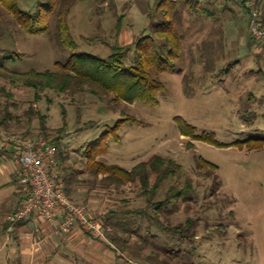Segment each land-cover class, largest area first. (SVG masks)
I'll use <instances>...</instances> for the list:
<instances>
[{
  "label": "rangeland",
  "instance_id": "374dc122",
  "mask_svg": "<svg viewBox=\"0 0 264 264\" xmlns=\"http://www.w3.org/2000/svg\"><path fill=\"white\" fill-rule=\"evenodd\" d=\"M45 1L18 0V4L21 10L28 12ZM115 1L114 7L112 0H61L70 5L67 20L79 52L102 57L110 55L117 42L116 24L123 15L126 16L123 30L128 29L126 33L131 36L128 35V40L125 33L122 39L119 36L120 45L132 44L147 27L145 15L156 0ZM178 1L182 20L176 27L184 38V66L188 63L185 47L191 42L185 28L191 14L185 0ZM245 19L240 25L241 45H244L241 61L235 63L232 58L223 65L220 63L218 69L212 71L213 76L200 66L192 70L190 64L182 73L161 75L166 91L160 95L158 107L142 103L127 105L112 99L106 104L88 92L72 97L50 90L43 92L42 99L37 102L33 89L12 85L0 77V116L9 112L12 130L8 132L20 136L30 132L38 138L41 130L37 113H40L47 117L50 137H56L66 118L67 131L59 145L61 156H65L62 168L76 173L75 185L70 184V189L76 194L77 202L93 212L104 216L119 207L132 210L145 206L139 185H128L117 191L104 188L101 183H97L95 190H90L94 185L79 184L89 179L84 144L97 139L122 118L132 121L123 123L119 144L110 141L109 152L100 158L104 163L132 170L139 163L161 155L176 160L185 174L193 178L195 194L163 217V221L172 226L193 220L196 225L190 232L192 240L164 232L133 217L138 233L126 237L122 230L119 232L129 245L130 254L115 244L112 246L117 254L111 251L106 232V240L94 239L96 246L89 250L94 252L93 248H100L99 252L103 253L96 264H157L155 260H147V257L154 258L153 253L159 255L162 264H264V146L242 149L235 144L252 137H264V97L257 93L264 84L255 81L257 77H264V71L246 64L253 51L250 43L262 48L264 45L254 43L250 34L247 36L249 20ZM53 25L52 22L50 34L30 35L0 6V65L17 72L56 70V63L64 62L70 52L59 45ZM16 54L21 56L16 62L5 59ZM6 92L12 93L13 98ZM179 119L196 127L200 135H215L216 140L226 146L194 142L182 136ZM191 142L192 148L189 147ZM200 158L218 167V185L214 178L204 179L197 175ZM15 168L11 148L0 144V264H21L15 245L8 243L1 224L4 210L12 208L20 198ZM122 200L128 204L126 207ZM49 264L95 263L66 259L62 262L51 260Z\"/></svg>",
  "mask_w": 264,
  "mask_h": 264
},
{
  "label": "trees",
  "instance_id": "16d2710c",
  "mask_svg": "<svg viewBox=\"0 0 264 264\" xmlns=\"http://www.w3.org/2000/svg\"><path fill=\"white\" fill-rule=\"evenodd\" d=\"M199 1L185 0L184 3L191 13L208 11L209 7H202ZM116 3L117 1L112 0L114 7ZM179 5L178 0H156L155 5L149 8L145 15L148 20L147 27L140 32L132 44L127 46L118 43V37L124 29L126 20L125 15L121 16L115 28L117 42L112 46L110 55L102 57L78 51L77 42L73 38L67 20L69 4L65 5L61 0H46L39 3L36 10L26 12L20 9L18 0H0V6L5 8L14 17L20 28L30 35L50 34L53 22V27L55 26L53 33L56 31L59 45L70 52L64 62L56 63V70L17 72L0 65V77L8 80L12 85L33 89L37 102L42 99L43 92L50 90L72 97L88 92L106 104L109 103V99H112L116 103L127 105L142 103L158 107L160 95L166 91V86L160 80V76L166 73L183 72L184 38L176 27V24L182 20V16L179 14ZM20 57L19 54H16L5 59L16 62ZM128 57L131 58L130 62H127ZM4 91L6 90L4 89ZM6 93L9 98H13L12 93ZM37 115L40 121L41 135L36 138L31 136L30 132H26L21 136L46 140L56 148L60 175L66 185V195L77 206L85 207L77 202L76 194L70 189V184L75 185L76 173L71 174L66 167L62 168L65 156H61L59 145L62 136L67 131L66 118L59 135L50 137L46 127L47 117L40 113ZM10 118L9 112L0 116V129L7 132L12 130ZM129 120L132 121L130 118L118 120L115 126L110 127L97 139L85 143L83 151L89 179L79 181L80 185H94L90 187V190H95L97 183H101L104 188L121 191L128 185L136 184L139 185L141 196L145 201V206L142 208L130 210L119 207L104 216L98 214V219L107 232V239L111 242V251L117 254L116 248L112 246L115 244L121 249L123 247V250L130 254L129 245L119 236V232L122 230L126 237H132L138 233L139 228L135 226L133 217L141 218L164 232L192 240L190 232L196 225L193 220L188 219L185 224L177 226L166 224L163 221V217L167 213L177 207V204L190 199L196 191L193 178L185 174L181 164L173 158L155 155L149 161L139 163L132 170H125L117 165H108L100 159L109 152L111 140L120 143L122 125ZM178 125L181 135L191 138L194 142L203 141L219 147L226 146L217 141L215 135L198 134L196 127L182 119L178 120ZM235 144L242 149L244 146L249 149L261 148L264 146V137H252L247 141ZM193 145L191 142L189 147L192 148ZM197 165L199 177L214 178L218 185L216 175L218 167L216 165L203 158L197 160ZM162 191L163 193H161ZM160 194H162L161 198ZM122 202L125 207L128 205L125 200ZM172 206L173 208H170ZM27 220L20 222L12 235ZM2 231L7 233L6 223ZM152 257L155 259L147 257V260H155L157 264H162L158 254L153 253Z\"/></svg>",
  "mask_w": 264,
  "mask_h": 264
},
{
  "label": "crops",
  "instance_id": "0c3cea01",
  "mask_svg": "<svg viewBox=\"0 0 264 264\" xmlns=\"http://www.w3.org/2000/svg\"><path fill=\"white\" fill-rule=\"evenodd\" d=\"M199 2L202 7H209V10L190 12L191 18L185 29L191 42L185 47V53L187 52L185 57L187 60H185L188 63L186 62L182 66V70H186L190 64L192 70L200 66L210 74H208L209 76H213L212 71L218 69L220 63L223 65L226 60L232 58H235V63L241 61L240 53L244 45H241L243 41L240 37V25L248 16L244 5L235 0H211L209 2L200 0ZM262 3L264 10V0ZM128 31L126 29L121 32V39L124 33L126 40L129 39L128 35L131 36V33H126ZM248 34H250L249 28L247 36ZM237 42L239 45H236ZM250 46L253 51L250 55V61H247L246 64L252 65L253 69L260 68L264 71V48L251 43ZM255 81L263 85L264 77H257ZM257 93L264 97V88L259 89ZM17 169L16 166L14 177H16L19 185L20 198L16 205L4 210L1 221L2 229L5 228L7 216L21 206L23 201L21 199L24 198ZM4 234L7 235L9 244L14 243L15 252L18 253L21 264H49L51 260L62 262L66 259L88 260L96 264L100 257L104 256L103 253L99 252L100 248H93L94 252L89 251L91 247L96 245L94 239L82 228L77 227L70 234L58 235L53 224L35 216L28 218L26 222L21 224L14 235Z\"/></svg>",
  "mask_w": 264,
  "mask_h": 264
},
{
  "label": "built area",
  "instance_id": "2783aa9c",
  "mask_svg": "<svg viewBox=\"0 0 264 264\" xmlns=\"http://www.w3.org/2000/svg\"><path fill=\"white\" fill-rule=\"evenodd\" d=\"M244 5L251 39L264 45V18L261 0H235ZM0 144L12 150L23 187L21 206L6 218L7 234L16 226L33 216L53 224L58 235L70 234L82 228L97 241H105L98 214L93 210L77 206L66 195V185L59 171L56 148L45 140L31 139L0 129Z\"/></svg>",
  "mask_w": 264,
  "mask_h": 264
}]
</instances>
